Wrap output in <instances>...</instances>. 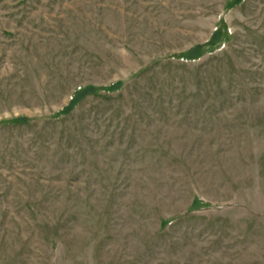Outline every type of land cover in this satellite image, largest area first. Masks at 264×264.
<instances>
[{
  "label": "rangeland",
  "instance_id": "374dc122",
  "mask_svg": "<svg viewBox=\"0 0 264 264\" xmlns=\"http://www.w3.org/2000/svg\"><path fill=\"white\" fill-rule=\"evenodd\" d=\"M0 264H264V0H0Z\"/></svg>",
  "mask_w": 264,
  "mask_h": 264
},
{
  "label": "trees",
  "instance_id": "16d2710c",
  "mask_svg": "<svg viewBox=\"0 0 264 264\" xmlns=\"http://www.w3.org/2000/svg\"><path fill=\"white\" fill-rule=\"evenodd\" d=\"M240 0H236V2H239Z\"/></svg>",
  "mask_w": 264,
  "mask_h": 264
}]
</instances>
